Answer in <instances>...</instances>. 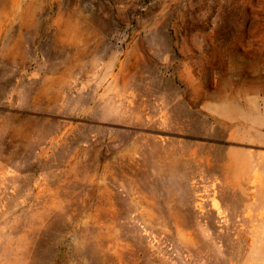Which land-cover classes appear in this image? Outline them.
Instances as JSON below:
<instances>
[{"label": "rangeland", "instance_id": "374dc122", "mask_svg": "<svg viewBox=\"0 0 264 264\" xmlns=\"http://www.w3.org/2000/svg\"><path fill=\"white\" fill-rule=\"evenodd\" d=\"M249 162L264 0H0V264H264Z\"/></svg>", "mask_w": 264, "mask_h": 264}, {"label": "crops", "instance_id": "0c3cea01", "mask_svg": "<svg viewBox=\"0 0 264 264\" xmlns=\"http://www.w3.org/2000/svg\"><path fill=\"white\" fill-rule=\"evenodd\" d=\"M230 161L232 167L239 162L234 157H230ZM230 174V183L237 191V195H241L242 201L246 203L243 206V210H246L243 216L253 220L264 219V190L262 187L264 178L255 163L249 162L247 170L241 171L239 167Z\"/></svg>", "mask_w": 264, "mask_h": 264}]
</instances>
